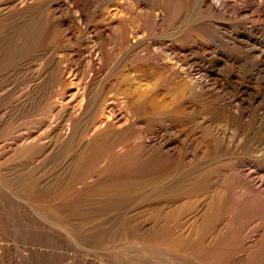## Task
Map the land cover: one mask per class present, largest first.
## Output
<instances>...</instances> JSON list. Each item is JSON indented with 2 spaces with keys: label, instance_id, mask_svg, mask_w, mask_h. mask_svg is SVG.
<instances>
[{
  "label": "rangeland",
  "instance_id": "1",
  "mask_svg": "<svg viewBox=\"0 0 264 264\" xmlns=\"http://www.w3.org/2000/svg\"><path fill=\"white\" fill-rule=\"evenodd\" d=\"M200 1L0 0V264H264V0Z\"/></svg>",
  "mask_w": 264,
  "mask_h": 264
},
{
  "label": "bare ground",
  "instance_id": "2",
  "mask_svg": "<svg viewBox=\"0 0 264 264\" xmlns=\"http://www.w3.org/2000/svg\"><path fill=\"white\" fill-rule=\"evenodd\" d=\"M74 1H76V0H73V2H74ZM85 1H86V0H85ZM189 1H190V0H189ZM201 1H202V0H201ZM201 1H200V2H201ZM22 2H23V1H22ZM89 2H90V1H88L87 4H88ZM212 2H213V1H212ZM232 2H233V1H232ZM81 3H82V2H81ZM83 3H84V2H83ZM83 3H82V4H83ZM203 3L206 5V8H207V9L205 8L206 10H208V9H209L210 11H213V10L217 11V10H219V9H217V7L215 6L216 4L214 5L213 3L207 2V1H205V0H203ZM219 3H220V2H219ZM219 3L217 2V4H219ZM233 3H234V2H233ZM201 4H202V3H201ZM201 4H200V5H201ZM22 5H23V4H22ZM76 5H77V3H76ZM84 5H85V4H84ZM202 5H203V4H202ZM220 5H222V6H224V7L227 6L226 2H224V1H222V3L219 4L218 7H220ZM20 6H21V5H20ZM26 6H27V4H26ZM65 6H67V5L65 4ZM15 7H16V6H15ZM23 7H24V6H23ZM79 7H80V6H79ZM79 7H78V8H79ZM200 7H201V6H200ZM232 7H233V6H232ZM18 8H19V7H18ZM21 8H22V7H21ZM58 8H59V7H58ZM66 8H67V7H66ZM233 8H234V7H233ZM15 9H16V8H15ZM19 9H20V8H19ZM25 9H26V8H24V10H25ZM80 9H81V8H80ZM82 9H83V8H82ZM205 9H204V12L206 11ZM234 9H236V8H234ZM234 9H233V10H234ZM22 10H23V9H22ZM67 10H68V8H67ZM77 10H78V9H77ZM81 11H82V10H81ZM84 11H86V10H84ZM199 11H200V10H199ZM201 11H202V10H201ZM14 12H15V11H14ZM17 12H18V10H17L15 13L17 14ZM63 12H65V11H63ZM86 12H87V11H86ZM112 12H113V11H112ZM114 12L116 13V11H114ZM213 12H214V11H213ZM1 13H2V12H1ZM61 13H62V12H61ZM205 13H206V12H205ZM207 13H208V11H207ZM209 13H210V12H209ZM217 13H218V11H217ZM65 14H66V13H65ZM67 14H68V13H67ZM67 14H66V15H67ZM81 14H82V12H81ZM85 14H86V13H85ZM109 14H110V13H109ZM111 14H114V13H111ZM199 14H201V13H199ZM210 14H211V13H210ZM237 15H238V13H237ZM2 16H3V15H2ZM69 17H70V16H69ZM84 17H85V16H84ZM47 18H48V17H47ZM111 18H112V17H111ZM43 19H44V18H43ZM200 19H201V18H200ZM71 20H72V19H71ZM111 20H112V19H111ZM198 20H199V19H198ZM202 20H203V19H202ZM69 22H70V21H69ZM72 22H73V21H72ZM198 22H199V21H198ZM116 23H117V22H116ZM73 24H74V22H73ZM60 25H61V24H60ZM67 25H68V24H67ZM71 25H72V24H71ZM108 25H109V24H108ZM201 25H202V24H201ZM75 26H76V25H75ZM118 26H119V25H118ZM205 27H206V26H205ZM59 28H61V27H59ZM62 28H63V27H62ZM96 28H97V27H96ZM208 28H209V27H208ZM113 30H114V29H113ZM113 30H112V31H113ZM109 31H110V30H109ZM62 32H63V31H62ZM98 32H99V31H98ZM95 33H96V31H95ZM119 33H120V32H119ZM62 34H63V33H62ZM133 34H134V33H133ZM204 34H205V33H204ZM208 35H209V34H208ZM214 35H215V34H214ZM95 36H96V35H95ZM101 36H102V35H101ZM105 36H106V35H105ZM120 36H121V35H120ZM206 36H207V35H206ZM206 36H205V38H206ZM212 36H213V35H212ZM215 36H216V35H215ZM215 36H214V37H215ZM114 37H115V34H114ZM114 37H113V38H114ZM115 38H116V37H115ZM124 38H125V37H124ZM207 38L209 39L208 36H207ZM216 38H217V37H216ZM116 39H117V38H116ZM118 39H120V38L118 37ZM200 39H201V38H200ZM211 39H212V38H211ZM234 42H235V41H234ZM200 43H201V42H200ZM202 43H203V42H202ZM235 43H237V42H235ZM228 44H229V43H228ZM196 45H197V44H196ZM199 45H202V44H199ZM204 45H205V44H204ZM221 46H222V45H221ZM202 47H203V46H202ZM237 47H238V45H237ZM99 48H100V47H99ZM203 48H204V47H203ZM224 48H225V47H224ZM207 49H209V47H208ZM239 49H240V48H239ZM197 50H199V49H198V45H197ZM205 50H206V48H205L204 50L202 49V51H205ZM211 50H212V49H211ZM213 50H214V49H213ZM215 50H216V49H215ZM237 50H238V49H237ZM202 51H201V52H202ZM218 51H219V50H218ZM221 51H223V50H221ZM213 52H214V51H213ZM213 52H211V54H212ZM215 52H216V51H215ZM219 52H220V51H219ZM202 53H203V52H202ZM220 53H221V52H220ZM208 54H210V52H209ZM215 54H216V53H215ZM218 54H219V53H217V55H218ZM224 54H226V53H224ZM202 55H203V54H202ZM227 55H228V54H227ZM24 56H25V55H24ZM207 56H210V55H207ZM213 56H214V55H213ZM222 57H223V56H222ZM232 57H235V56H231V59H232ZM201 58H202V57H201ZM201 58H200V59H201ZM239 58H240V57H239ZM239 58H238L237 60H239ZM204 59H205V58H204ZM201 60H202V59H201ZM208 60H209V59H208ZM224 60H225V59H224ZM227 60H228V59H226V62H227ZM163 61H164V60H163ZM163 61H162V62H163ZM202 61H203V60H202ZM204 61H206V60H204ZM217 61H218V60H217ZM221 61H222V60H221ZM255 61H256V60H255ZM255 61H254V62H255ZM199 62H200V61H199ZM214 62H215V61H214ZM228 62H229V60H228ZM231 62H232V61H231ZM200 63H201V62H200ZM207 63L209 64L210 62H206L205 64H207ZM223 63H224V61H223ZM233 63H234V62H233ZM230 64H231V63H230ZM216 66H218V65H216ZM70 69H71V68H70ZM217 69H218V68H217ZM208 70H209V69H208ZM208 70H206V71H208ZM230 70H231V69H230ZM241 70H242V69H241ZM165 71H166V70H165ZM212 71H213V70H212ZM253 71H254V70H253ZM94 72H95V71H94ZM158 72H159V71H158ZM215 72H216V71H215ZM242 72H243V71H242ZM244 73H245V72H244ZM244 73H243V74H244ZM164 74H165V73H164ZM170 74H171V73H170ZM170 74H169V75H170ZM206 74H207V73H206ZM233 74H234V73H233ZM241 74H242V73H241ZM250 74H252V73H250ZM165 75H166V74H165ZM169 75H168V76H169ZM209 75H210V74H209ZM234 75H235V74H234ZM234 75H233V76H234ZM170 76L173 77L172 74H171ZM236 76H237V75H236ZM248 76H249V75H248ZM248 76L246 75V77H248ZM257 76H258V75H257ZM257 76H256V78L258 79ZM153 77H154V76H153ZM174 77H176V76H174ZM177 77H178V76H177ZM91 78H92V77H91ZM155 78H156V77H155ZM155 78H152L151 80H153V79H155ZM178 78H179V77H178ZM230 78H231V77H230ZM249 78H250V76H249ZM228 79H229V78H228ZM243 79H244V78H243ZM250 79H251V78H250ZM136 80H137V79H136ZM172 80H174V78H173ZM245 80H246V79H245ZM148 81H149V80H148ZM176 81H177V79H176ZM179 81H180V80H179ZM234 81H235V80H234ZM239 81H240V80H239ZM246 81H247V80H246ZM253 81H258V80H253ZM177 82H178V81H177ZM185 82H186V81H185ZM147 83H149V82H147ZM204 83H205V82H203V84H204ZM248 83H249V81H248ZM248 83H247V84H248ZM250 83H252L253 85H257L256 83L254 84L253 82H250ZM250 83H249V84H250ZM158 84H159V83H158ZM232 84H233V82H232ZM141 85H142V84H141ZM141 85H140V86H141ZM204 85H205V84H204ZM147 86H148V85H147ZM156 86H158V85H156ZM168 86H169V85H168ZM236 86H237V85H236ZM251 86H252V85H251ZM30 87H33V86L31 85ZM138 87H139V86H138ZM138 87H137V88H138ZM144 87H145V86H144ZM148 87H149V86H148ZM153 87H154V86H153ZM171 87H173V85H171ZM171 87H170V88H171ZM193 87H194V86H193ZM193 87H192V88H193ZM234 87H235V86H234ZM248 87H249V86H248ZM27 88H29V87H27ZM174 88H175V87H174ZM179 88H180V87H179ZM242 88H243V87H242ZM242 88H241V89H242ZM251 88H252V87H251ZM158 89H159V88H158ZM182 89H183V88H182ZM247 89H249V88H247ZM256 89H258V88H256ZM33 90H34V88H33ZM137 90H138V89H137ZM155 90H156V89H155ZM169 90H170V89H168V91H169ZM171 90H172V89H171ZM187 90H188V89H187ZM34 91H35V90H34ZM140 91H141V90H140ZM145 91H147V90H145ZM149 91H150V90H149ZM149 91H147V92H149ZM153 91H154V90H153ZM166 91H167V90H166ZM172 91H173V90H172ZM248 91H250V90H248ZM257 91H258V90H257ZM257 91L255 90V91H251V92H249V93H242V94H241V98H240L239 101H238V102H239V105H240V106H243V104H245V103H246V106H247V105H250V103L255 104L254 102L257 101V100L259 99V92H257ZM29 92H30V91H29ZM29 92H28V93H29ZM31 92H32V91H31ZM31 92H30V93H31ZM135 92H136V91H135ZM151 92H152V91H151ZM158 92H160V91H158ZM169 92H170V91H169ZM182 92H183V91H182ZM184 92H185V90H184ZM208 92H209V91H207V93H208ZM212 92H213V91H212ZM243 92H244V91H243ZM154 93H155V92H153V94H154ZM161 93H162V92H161ZM236 93H237V92H236ZM238 93H239V92H238ZM238 93H237V94H238ZM26 94H27V93H24V96H25ZM137 94H138V92H137ZM147 94H148V93H147ZM196 94H197V93H196ZM212 94H213V93H212ZM225 94H226V93H225ZM227 94H228V93H227ZM56 95H57V94H56ZM84 95H85V94H84ZM150 95H151V94H150ZM158 95H159V94H158ZM158 95H157V96H158ZM176 95H178V94L176 93ZM203 95H204V94H203ZM213 95H215V94H213ZM245 95H247V98H248L247 100H245V98H243V96H245ZM186 96H190V95H186ZM231 96H232V95H231ZM239 96H240V95H239ZM52 97H53V96H52ZM132 97H133V96H132ZM170 97H171V96H170ZM173 97H174V96H173ZM180 97H181V96H180ZM209 97H210V96H209ZM229 97H230V96H229ZM176 98H177V97H176ZM184 98H185V97H184ZM184 98H182V99H184ZM187 98H188V97H187ZM214 98H215V97H214ZM238 98H239V97H238ZM58 99H59V98H58ZM84 99H85V97H84ZM84 99H83V100H84ZM125 99H126V100H125V101H126V104L129 106V109H132V108H133V104H135V103H133V101H132L133 98L131 99L130 96H129V97L125 98ZM162 99H163V100H166L167 98H165V97L163 96ZM174 99H175V98H174ZM174 99H173L172 97L168 99V103H167V104L170 105V107L168 106L169 109L171 108V104H172V105H175V103H176L175 101H176V100H179L180 98H179V99H176V100H174ZM85 100H86V99H85ZM133 100H134V99H133ZM187 100H188V99H187ZM55 101L57 102V100H55ZM153 101H154V100H153ZM185 101H186V99H184V102H185ZM232 101H233V100H232ZM87 102H89V99L87 100ZM135 102H136V101H135ZM137 102H138V101H137ZM163 102H164V101H162V103H163ZM174 102H175V103H174ZM178 102H179V101H178ZM180 102H181V101H180ZM37 103H38V102H37ZM54 103H55V102H54ZM54 103H53V104H54ZM185 103H186V102H185ZM229 103H230V102H229ZM56 104L59 105L60 102L55 103V105H56ZM81 104H82V103H81ZM165 104H166V103H165ZM176 104H177V103H176ZM186 104H187V103H186ZM234 104H235V103H234ZM58 105H56V107H57ZM52 106H53V105H52ZM59 106H60V105H59ZM191 106H192V105H191ZM136 107H137V106H136ZM149 107L151 108V106H149ZM149 107H148V108H149ZM186 107H187V106H186ZM49 108H50V107H49ZM86 108H87V106H86ZM113 108H114V107H113ZM166 108H167V107H166ZM173 108H174V107H173ZM223 108H224V107H223ZM227 108H228V107H227ZM231 108H232V107H231ZM236 108H237V107H236ZM245 108H246V107H245ZM145 109L147 110V107H146ZM145 109H144V111H145ZM185 109H187V108H185ZM190 109H191V108H190ZM49 110H50V109H49ZM52 110H53V109H52ZM80 110H81L80 105H76V106L73 105V106H71V113H70L71 117H72V118H76L77 115H78V112H80ZM82 110H83V108H82ZM149 110H152V109H148L147 112H149ZM170 110H171V109H170ZM170 110H169V111H170ZM183 110H184V109H183ZM183 110H182V112H183ZM249 110H250V109H249ZM83 111H84V110H83ZM144 111H143V112H144ZM166 111H167V110H166ZM222 111H223V109H222ZM51 112H52V111H51ZM143 112H142V113H143ZM184 112H185V111H184ZM192 112H193V111H192ZM220 112H221V111H220ZM224 112H225V111H224ZM239 112H240L241 114H243V112H241V110H239ZM81 114H82V113H81ZM143 114H144V113H143ZM164 114H165V113H164ZM261 114H262V113H261ZM162 115H163V114H162ZM256 115H257V114H256ZM79 116H80V114H79ZM79 116H78V117H79ZM109 116H110V115H109ZM144 116H146V115H143V117H144ZM148 116H149V115H147V117H148ZM156 116H157V115H156ZM200 116H201V115H200ZM78 117H77V118H78ZM143 117H142V118H143ZM160 117H161V116H160ZM167 117H168V116H167ZM144 118H145V117H144ZM149 118H150V117H149ZM154 118H155V117H154ZM169 118H170V117H169ZM224 118H225V117H224ZM252 118H253V117H252ZM100 119H101V118H100ZM150 119H151V118H150ZM155 119H156V118H155ZM167 119H168V118H167ZM190 119H191V118H190ZM153 120H154V119H153ZM160 120H161V119H160ZM168 120H169V119H168ZM247 120H248V119H247ZM251 120H252V119H251ZM102 121H104V120L102 119ZM145 121H147V120H145ZM148 121H149V120H148ZM156 121H157V120H156ZM189 121H190V120H189ZM236 121H237V120H236ZM248 121H249V120H248ZM258 121H259V120H258ZM75 122H77V121H75ZM75 122H74V123H75ZM165 122H166V121H165ZM229 122H230V121H229ZM231 122H232V121H231ZM256 122H257V121H256ZM96 123H97V122H96ZM163 123H164V122H163ZM189 123H190V122H189ZM194 123H195V122H194ZM233 123H234V122H233ZM100 124H101V123H100ZM153 124H154V125H153ZM153 124H151V125L155 126V123H153ZM191 124H192V122H191ZM200 124H201V123H200ZM227 124H228V123H227ZM231 124H232V123H231ZM234 124H235V123H234ZM97 125H98V123H97ZM97 125H96V126H97ZM101 125H103V124H101ZM105 125H106V123H105ZM192 125L194 126V124H192ZM209 125H210V124H209ZM229 125H230V124H229ZM169 126H170V125H169ZM172 126H173V125H172ZM193 126H192V130H193ZM196 126H197V125H196ZM196 126H194V128H195ZM232 126H233V125H232ZM93 127H94V126H92V128H93ZM156 127H157V126H156ZM190 127H191V125H190ZM175 128H176V127H174V130L172 129L174 132H178V131H179L178 129H180V128L178 127V129H176V130H178V131H175ZM188 128H189V127H188ZM225 128H226V127H225ZM254 128H256V126H255ZM90 129H91V128H90ZM90 129H89V130H90ZM154 129H155V128H154ZM154 129H153V130H154ZM181 129H182V128H181ZM181 129H180V131H181ZM237 129H239V128H237ZM258 129H259V128H258ZM147 130H148V129H147ZM158 130H159V129H158ZM158 130H157V131H158ZM189 130H190V129H189ZM219 130H220V129H219ZM228 130H229V129H228ZM235 130H236V129H235ZM240 130H242V129H240ZM90 131H91V130H90ZM92 131H93V130H92ZM155 131H156V130H155ZM159 131H160V130H159ZM186 131H187V130H186ZM186 131H185V132H186ZM194 131H195V130H194ZM261 131H262V129H261ZM88 132H89V131H88ZM104 132H105V131H104ZM187 132H188V131H187ZM196 132H198V130H197ZM217 132H218V131H217ZM217 132H216V133H217ZM94 133H96V131H95ZM160 133H161V132H160ZM169 133H170V130H169L168 132H165V133L161 134V135H160V139H162L164 143H166L167 145H169L170 148H171L172 150H184V151H191V150H194V149H192V147H193V146H191L192 144L188 143L189 141H187V138H188L189 136L187 137V136L185 135L186 138H185V139H181V138H180L181 140H179V139H177V138H175V137H174L175 139H171V138H170V137H171V133H170V134H169ZM188 133H189V132H188ZM200 133H201V132H200ZM220 133H221V132H220ZM222 133H224V132H222ZM222 133H221V134H222ZM230 133H232V135H233L232 130H231V132H229V134H227V135H229L228 137L231 136L230 138H232V135H231ZM263 133H264V132H263ZM207 134H208V133H207ZM234 134H235V133H234ZM241 134H242V133H241ZM253 134H254V133H253ZM256 134H257V133H256ZM71 135H73V134H71ZM202 135H203V134H202ZM202 135H199V136H201V137L203 138ZM213 135H214V134H213ZM237 135H238V134H237ZM242 135H243V134H242ZM63 136H64V135H63ZM86 136H87V135H85V137H86ZM155 136H156V135H155ZM217 136H218V135H217ZM217 136H216V137H217ZM222 136H223V135H222ZM251 136H252V135H251ZM85 137H84V138H85ZM150 137H151V136H150ZM201 137H200V138H201ZM216 137H215V138H216ZM218 137H219V136H218ZM238 137H239V138H238V140H239V139H240V136L238 135ZM182 138H184V136H183ZM200 138H199V139H200ZM202 138H201V139H202ZM223 138H224V137H223ZM226 138H227V137H226ZM251 138H252V137H251ZM263 138H264V137H263ZM20 139H21V138H20ZM20 139H19V140H20ZM67 139H69V138H67ZM67 139H66V141H67ZM156 139H157V138H156ZM156 139L154 140V143H155ZM166 139H167V140H166ZM199 139H198V140H199ZM236 139H237V138H236ZM71 140H72V138H71ZM88 140H89V139H88ZM138 140H139V139H138ZM138 140H137V141H138ZM189 140H190V139H189ZM203 140H204V138H203ZM208 140H211V142H212V139H211V138L208 139ZM221 140H222V139H221ZM240 140H241V139H240ZM243 140H244V136H243ZM89 141H90V140H89ZM152 141H153V140H152ZM152 141H151V142H152ZM254 141H255V140H254ZM132 142H133V140H132ZM192 142H193V141H192ZM199 142H201V141H199ZM202 142H203V141H202ZM232 142H233V141H232ZM235 142H236V140H235ZM244 142H245V141H244ZM244 142H242V143L244 144ZM248 142H249V141H248ZM258 142H259V141H258ZM96 143H97V142H96ZM142 143H143V142H142ZM193 143H194V142H193ZM207 143H208V142H207ZM207 143H206V144H207ZM220 143H221V142H220ZM246 143H247V142H246ZM261 143H262V142H261ZM90 144H91V143H90ZM158 144H159V143H158ZM198 144H199V143H198ZM230 144H231V143H229V145H230ZM119 145H120V144H119ZM159 145H160V144H159ZM152 146H153V145H152ZM164 146H165V145H164ZM207 146H208V144H207L206 146L204 145L203 147L206 148ZM258 146H259V145H258ZM122 147H124V146H122ZM201 147H202V146H201ZM203 147H202V148H203ZM237 147H238V145L236 146V148H237ZM117 148H118V146H117ZM138 148H139V147H138ZM164 148H165V147H164ZM224 148H225V147H224ZM224 148H222V149H224ZM248 148H249V147H248ZM250 149H251V148H250ZM263 149H264V147H263ZM120 150H121V149H120ZM200 150H201V149H200ZM238 150H239V149H238ZM241 150H242V149H241ZM244 150H246V149H244ZM198 151H199V150H198ZM198 151H197V152H198ZM239 151H240V150H239ZM129 152H130V151H129ZM132 152H134V151H132ZM167 152H168V151H167ZM193 152H194V151H193ZM204 152H205V151H204ZM204 152H202V154H203ZM263 152H264V150H263ZM127 153H128V152H127ZM136 153H137V152H136ZM140 153H141V152H140ZM189 153H190V152H189ZM240 153H241V152H240ZM138 154H139V153H138ZM196 154H198V153H196ZM216 154H217V153H216ZM230 154H231V153H230ZM185 155H186V154H185ZM200 155H201V154H200ZM221 155H222V154H221ZM223 155H224V154H223ZM237 155H238V154H237ZM244 155H245V154H244ZM247 155H249V154H246V156H247ZM3 156H5V155H3ZM135 156H136V155H135ZM180 156H181V155H180ZM211 156H212V155H211ZM143 157H144V156H143ZM182 157H183V156H182ZM190 157H191V156H190ZM208 157H209V156H208ZM208 157H207V159H208ZM212 157H213V156H212ZM191 158H192V157H191ZM191 158H190V159H191ZM139 159H140V158H139ZM199 159H200V158H199ZM174 160H175V159H174ZM218 160H219V159H218ZM251 160L253 161V159H251ZM101 161H104V160H101ZM105 161H106V160H105ZM195 161H196V160H195ZM202 161H203V160H202ZM206 161H207V160H206ZM248 162H249V161H248ZM180 163H181V162H180ZM181 164H182V163H181ZM196 164H197V163H196ZM250 164H253V162H252V163L250 162ZM254 164H255V162H254ZM183 165H184V164H183ZM235 165H236V164H235ZM238 165H240V164L238 163ZM238 165H237V166H238ZM180 166H181V165H180ZM242 166H243V165H242ZM196 167H197V166H196ZM238 167H239V166H238ZM240 167H241V166H240ZM188 168H189V167H188ZM253 168H254V167H253ZM185 169H186V168H185ZM228 169H229V168H228ZM234 169H235V168H234ZM240 169H241V168H240ZM240 169H239V170H240ZM255 169H256V167H255ZM181 170H182V169H181ZM199 170H200V169H199ZM222 170H223V169H222ZM247 170H248V169H247ZM249 170H250V168H249ZM254 171H255V170H254ZM262 171H263V170H262ZM196 172H197V171H196ZM231 172H232V171H231ZM236 172H237V171H235V173H236ZM240 172H241V171H240ZM242 172H243V175L246 174V173H244V170H242ZM256 172H257V171H256ZM178 173H179V172H178ZM220 173H222V172L220 171ZM224 173H225V172H224ZM227 173H228V172H227ZM235 173H234V174H235ZM247 173H248V171H247ZM254 173H255V172H254ZM260 173H261V172H260ZM260 173H259V175H260ZM241 174H242V173H241ZM250 174H251V173H250ZM255 174H257V173H255ZM175 175H176V174H175ZM179 175H180V174H179ZM221 175H222V174H221ZM246 175H247V174H246ZM177 176H178V175H177ZM177 176H176V177H177ZM210 176H211V175H210ZM241 176H242V175H241ZM248 176H249V175H248ZM252 176H253V175H252ZM252 176H250V177H252ZM260 176H261V175H260ZM154 177H155V176H154ZM168 177H169V176H168ZM180 177H181V176H180ZM218 177H219V176H218ZM231 177H233V176L231 175ZM231 177H230V178H231ZM250 177H249V178H250ZM256 177H259L258 174H257ZM169 178H170V177H169ZM177 178H178V177H177ZM211 178L213 179V176H212ZM238 178H239V177H238ZM253 178H255V176H253ZM261 178H262V177H261ZM214 179H215V178H214ZM251 179H252V178H251ZM259 179H260V178H257V180H259ZM169 180H170V179H169ZM174 180H175V179H173V181H174ZM249 180H250V179H249ZM255 180H256V179H254V181H255ZM224 181H225V180H224ZM230 181H231V180H230ZM205 182H206V181H205ZM210 182H211V181H210ZM217 182H218V181H217ZM236 182H237V180H236ZM243 182H244V181H243ZM256 182H259V181H256ZM260 182L262 183V180H260ZM260 182H259V183H260ZM164 183H165V182H164ZM237 183H238V182H237ZM251 183H252V182H251ZM261 183H260V184H261ZM222 184H223V183H222ZM262 184H263V183H262ZM255 185H256V184H255ZM257 185H258V183H257ZM215 186H216V185H215ZM262 186H263V185H262ZM169 187H170V186H169ZM218 187H219V186H218ZM218 187H217V188H218ZM221 187H222V189H223L224 186L222 185ZM244 187H245V186H244ZM244 187H243V188H244ZM159 188H160V187H159ZM219 188H220V187H219ZM261 188H262V187H261ZM207 189H209V188H207ZM222 189H221V190H222ZM259 189H260V188H259ZM263 189H264V187H263ZM174 190H175V189H174ZM221 190H220V191H221ZM224 190H225V189H224ZM150 191H151V190H150ZM164 191H166V190H164ZM211 191H213V190H211ZM218 191H219V190H218ZM218 191H217V192H218ZM215 192H216V191H215ZM157 193H158V192H157ZM164 193H166V192H164ZM219 193H220V192H219ZM219 193H218V194H219ZM222 193H223V192H222ZM212 194H214V192H213ZM142 195H143V194H142ZM142 195H141V197H144V195H143V196H142ZM216 195H217V194H216ZM227 195H228V194H227ZM16 196H17V195H16ZM186 196H187V195H186ZM188 196H189V195H188ZM211 196H212V195H211ZM138 197H140V195H139ZM150 197H151V196H150ZM205 197H207V196H205ZM230 197H231V196H230ZM187 198H188V197H187ZM202 198H203V197H202ZM208 198H210V196H209ZM208 198H206V199H208ZM211 198H212V197H211ZM150 199H151V198H150ZM153 199H154V198H153ZM153 199H152V201H153ZM200 199H201V198H200ZM147 200H148V199H147ZM147 200H146V201H147ZM204 200H205V199H204ZM213 200H214V199H213ZM213 200H211V202H212ZM148 201H149V200H148ZM173 201H174V200H173ZM205 201H206V200H205ZM144 202H145V201H144ZM155 202H156V201H155ZM158 202H159V201H158ZM164 202H166L165 199H164ZM177 202H178V201H177ZM201 202H202V201H201ZM219 202H220V201H219ZM166 203H167V202H166ZM203 203H204V202H203ZM230 203H231V202H230ZM148 204H149V203H148ZM166 205H167V204H166ZM173 205H174V204H173ZM173 205H172V206H173ZM208 205H209V204H208ZM134 206H135V205H134ZM158 206H159V204H158ZM158 206H157V207H158ZM160 206H161V205H160ZM176 206H177V205H176ZM211 206H212V205H209V207H211ZM168 208H169V207H168ZM196 208H197V207H196ZM211 208H212V207H211ZM177 209L179 210L180 208H177ZM188 209H189V208H188ZM206 209H208V208H206ZM155 210H156V209H155ZM166 210H167V209H166ZM166 210H164V211H166ZM168 210H169V209H168ZM185 210H186V209H185ZM189 210H190V209H189ZM138 211H139V210H138ZM171 211H172V210H171ZM175 211H176V210H175ZM212 211H213V210H212ZM243 211H244V210H243ZM131 212H132V210H131ZM142 212H143V211H142ZM145 212H146V211H145ZM167 212H169V211H167ZM172 212H173V211H172ZM172 212H171V213H172ZM180 212H182V211L180 210ZM192 212H193V211H192ZM137 213H138V212H137ZM160 213H161V212H160ZM165 213H166V212H165ZM165 213H164V214H165ZM182 213H183V212H182ZM230 213H231V212H230ZM180 214H181V213H180ZM188 214H189V213H188ZM192 214H193V213H192ZM207 214H208V212H207ZM217 214H218V213H217ZM222 215H223V214H222ZM229 215H230V214H229ZM141 216H143V215H141ZM148 216H149V215H148ZM158 216H159V215H158ZM186 216H187V214H186ZM186 216H184V217H186ZM194 216H195V213H194ZM227 216H228V215H227ZM137 217H138V216H137ZM152 217H153V216H152ZM156 217H157V216H156ZM162 217H163V216H162ZM200 217H201V215H200ZM177 218H178V217H177ZM145 219H146V218H145ZM152 219H153V218H152ZM162 219H164V218H162ZM172 219H174V218H172ZM181 219H182V218H181ZM183 219H184V218H183ZM192 219H193V218H192ZM195 219H196V218H195ZM263 219H264V218H263ZM153 220H155V219H153ZM145 221H146V220H145ZM162 221H163V220H162ZM162 221H161V222H162ZM189 221H190V218H189ZM189 221H188V223H189ZM192 221H195V220H192ZM197 221H198V220H197ZM149 222H150V221H149ZM202 222H203V221H202ZM202 222H200V223H202ZM158 223H159V222H158ZM167 223H169V222H167ZM188 223H186L185 225H187ZM197 223H198V222H197ZM222 223H223V222H222ZM159 224H160V223H159ZM193 224H194V222H193ZM153 225H154V224H153ZM171 225H172V224H171ZM154 226H156V225H154ZM157 226H158V225H157ZM189 226H190V225H188V227H189ZM191 226H192V225H191ZM194 226H195V224H194ZM200 226H201V225H200ZM221 226H222V225H221ZM224 226H225V225H224ZM263 226H264V225H263ZM152 227H153V226H152ZM161 227H162V226H161ZM173 227H174V226H173ZM182 227H183V226H182ZM182 227H179V228H182ZM206 227H207V226H206ZM159 228H160V226H159ZM184 229H185V228H184ZM184 229H183V230H184ZM217 229H218V228H215L214 230H217ZM190 230H191V229H190ZM198 230H199V229H198ZM185 231H186V230H185ZM199 231H200V230H199ZM176 232H177V231H176ZM194 232H195V231H194ZM202 232H203V231H202ZM213 232L215 233V231H213ZM174 234H175V233H174ZM177 234H179V233H177ZM187 234H188V232H187ZM190 234H191V233H190ZM204 234H205V232H204ZM211 234H212V233H211ZM211 234H210V235H211ZM181 235H182V234H181ZM195 235H196V234H195ZM195 235H193V236H195ZM182 236H184V235H182ZM173 237H174V236H173ZM176 237H177V236H176ZM179 237H180V234H179ZM184 237H185V236H184ZM170 238H171V237H170ZM180 238H181V237H180ZM187 238H188V237H187ZM187 238H186V239H187ZM194 238H195V237H194ZM174 239H175V237L173 238V240H174ZM177 239H178V238H177ZM177 239H175V242H176ZM181 239H183V238H181ZM186 239H185V240H186ZM203 239H204V238H203ZM192 240H193V239H192ZM195 240H196V239H195ZM196 242H197V240H196ZM209 242H210V241H209ZM204 243H205V242H204ZM211 243H212V242H211ZM193 245H194V244H193ZM197 245H198V244H197Z\"/></svg>",
  "mask_w": 264,
  "mask_h": 264
}]
</instances>
